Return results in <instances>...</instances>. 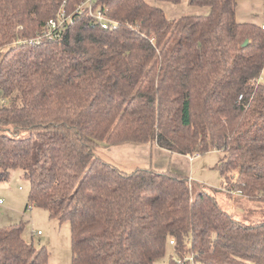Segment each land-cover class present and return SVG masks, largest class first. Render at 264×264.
<instances>
[{
    "label": "trees",
    "instance_id": "16d2710c",
    "mask_svg": "<svg viewBox=\"0 0 264 264\" xmlns=\"http://www.w3.org/2000/svg\"><path fill=\"white\" fill-rule=\"evenodd\" d=\"M82 1L0 0V180L22 169L27 208L70 223L72 264H155L168 245L166 264H264V218L241 221L188 175L98 153L216 149L225 190L264 201L261 23L237 19L239 0H188L209 12L177 18L161 3L182 0H97L104 28L74 12ZM62 10L71 18L46 36ZM23 224L0 225V264H49Z\"/></svg>",
    "mask_w": 264,
    "mask_h": 264
},
{
    "label": "rangeland",
    "instance_id": "374dc122",
    "mask_svg": "<svg viewBox=\"0 0 264 264\" xmlns=\"http://www.w3.org/2000/svg\"><path fill=\"white\" fill-rule=\"evenodd\" d=\"M147 1L153 4L152 0ZM259 3L262 4V0H246L242 5V9L248 4L255 7ZM162 4L166 5L162 6L166 13L170 11L167 8L168 4L174 5L168 2ZM95 5L98 7L97 1ZM182 6L176 5L173 7L179 9ZM186 6L190 7L191 5L187 4ZM96 7H94L95 12L98 11ZM62 13H65V11L62 10ZM91 17L93 18V16ZM29 39L31 38L21 35L19 41L26 42ZM1 104H8V100L3 98V93L0 90ZM102 147H107V144L102 142L98 148V152ZM189 156L194 159L191 166L193 178L189 176L191 184H202L204 189H207L217 197L221 206L226 211L232 213L245 223L264 218V201L250 200L246 197L241 198L239 192L233 193L225 190V179L220 169L216 167L224 156V152L215 149L202 155ZM22 174V169H15L11 171L8 180H0V198H3L5 202V207L0 208V225L5 226L20 223L21 221L24 222L23 237L28 242L33 243L38 249L45 248L47 250L49 264H72L73 252L70 223L68 221L60 222L59 219L52 217L49 211L43 207L29 206L27 208L31 183ZM37 231H41L42 234H37ZM172 254H174L173 246L168 245L165 255L157 259L155 264H166Z\"/></svg>",
    "mask_w": 264,
    "mask_h": 264
},
{
    "label": "crops",
    "instance_id": "0c3cea01",
    "mask_svg": "<svg viewBox=\"0 0 264 264\" xmlns=\"http://www.w3.org/2000/svg\"><path fill=\"white\" fill-rule=\"evenodd\" d=\"M245 1L246 0L238 1L236 12L237 19L242 22H255L257 24L264 22V0H262V4L259 3L255 7L248 4L242 9V5ZM152 3L157 4L161 2L152 0ZM187 4L188 0H182L180 4H177L179 6L183 5L179 9L173 7L176 5L168 4L167 8L170 11L166 13L167 16L169 18H177L181 16L179 14H206L209 12L208 7H187ZM98 153L107 161L127 171H132L140 167H152L162 171L171 170L193 178L191 174L193 158L189 155L175 153L161 148L156 143L125 142L114 146L107 145V147L100 148ZM2 207L5 206L3 205Z\"/></svg>",
    "mask_w": 264,
    "mask_h": 264
},
{
    "label": "built area",
    "instance_id": "2783aa9c",
    "mask_svg": "<svg viewBox=\"0 0 264 264\" xmlns=\"http://www.w3.org/2000/svg\"><path fill=\"white\" fill-rule=\"evenodd\" d=\"M96 1L97 0H83L74 10V12L87 13L88 15L93 16L96 22L101 23L104 28H108L110 27V24L114 21L111 20L108 16H106V14L101 10V8L96 7ZM94 7L98 9L97 12L94 11ZM71 15L72 13L65 14L61 11L56 18L50 19L46 25L45 35L48 37H53L54 33L60 30L66 24V22L69 21ZM261 27L264 30V22L261 23ZM240 98H242V96H240ZM4 203V199L0 198V207H2ZM37 234L40 235L42 234V232L37 231ZM171 243L173 244L174 240H171ZM190 258L193 259V255Z\"/></svg>",
    "mask_w": 264,
    "mask_h": 264
},
{
    "label": "water",
    "instance_id": "95a60500",
    "mask_svg": "<svg viewBox=\"0 0 264 264\" xmlns=\"http://www.w3.org/2000/svg\"><path fill=\"white\" fill-rule=\"evenodd\" d=\"M248 42H249V40H246L245 43H244V45H247Z\"/></svg>",
    "mask_w": 264,
    "mask_h": 264
}]
</instances>
